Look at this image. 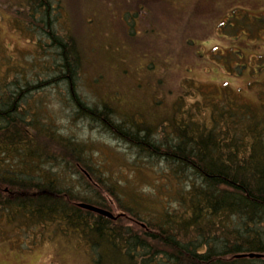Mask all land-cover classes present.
<instances>
[{
    "label": "rangeland",
    "instance_id": "obj_1",
    "mask_svg": "<svg viewBox=\"0 0 264 264\" xmlns=\"http://www.w3.org/2000/svg\"><path fill=\"white\" fill-rule=\"evenodd\" d=\"M27 3L0 0V77L23 73L32 87L27 119L35 118L39 131L57 125L88 144L93 161L86 168L99 165L125 203H140V212L163 211L180 188L163 174L166 160L140 156L99 123L80 118L72 94L89 106L107 104L116 122H148L155 142L188 120L211 127L214 109L222 115L226 101L245 124L250 113L264 117L232 102L264 107V0H56L53 27L39 15L26 23ZM49 30L71 37L79 51L72 88L63 79L49 81L55 74L46 71L53 65L43 51L52 48ZM71 174L68 183L79 186L80 173ZM110 203L119 214L118 203ZM3 217L0 264H95L76 234Z\"/></svg>",
    "mask_w": 264,
    "mask_h": 264
},
{
    "label": "trees",
    "instance_id": "obj_2",
    "mask_svg": "<svg viewBox=\"0 0 264 264\" xmlns=\"http://www.w3.org/2000/svg\"><path fill=\"white\" fill-rule=\"evenodd\" d=\"M54 1L28 0L26 23L39 15L53 27ZM48 33L52 48L43 51L53 67L46 71H55L49 81L63 79L72 88L79 51L71 37ZM31 90L23 73L10 70L0 77V216L26 228L55 225L76 234L95 264H264V117L258 121L250 113L253 120L245 124L226 110L231 104L226 101L222 115L214 109L211 127L187 119L165 141L155 142L148 122H116L107 104L89 106L72 94L80 118L99 123L140 156L166 160L163 174L180 188L163 211L143 213L139 202L123 201L99 165L96 171L86 168L93 161L88 144L57 125L39 131L37 120L27 119ZM232 102L264 115V107ZM34 139L41 148L33 147ZM71 172L83 180L77 187L68 183ZM110 200L118 203L119 214ZM82 202L115 218L81 208Z\"/></svg>",
    "mask_w": 264,
    "mask_h": 264
},
{
    "label": "water",
    "instance_id": "obj_3",
    "mask_svg": "<svg viewBox=\"0 0 264 264\" xmlns=\"http://www.w3.org/2000/svg\"><path fill=\"white\" fill-rule=\"evenodd\" d=\"M79 207L84 208V209H88V210H91V211H94V212H97V213H100L102 215H106V216H108L110 218H114L115 217L112 212L104 210V209H102L100 207H97V206L89 204V203H84V202L79 203Z\"/></svg>",
    "mask_w": 264,
    "mask_h": 264
},
{
    "label": "bare ground",
    "instance_id": "obj_4",
    "mask_svg": "<svg viewBox=\"0 0 264 264\" xmlns=\"http://www.w3.org/2000/svg\"><path fill=\"white\" fill-rule=\"evenodd\" d=\"M79 205V204H78ZM103 209V208H102ZM104 210H107V209H104ZM107 211H109V210H107ZM111 212V211H110ZM114 215V214H113ZM115 218V217H114Z\"/></svg>",
    "mask_w": 264,
    "mask_h": 264
}]
</instances>
